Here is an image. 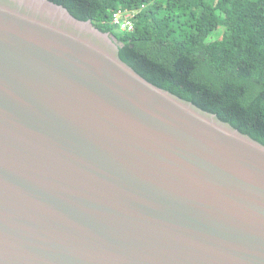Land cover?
Segmentation results:
<instances>
[{
  "label": "water",
  "instance_id": "1",
  "mask_svg": "<svg viewBox=\"0 0 264 264\" xmlns=\"http://www.w3.org/2000/svg\"><path fill=\"white\" fill-rule=\"evenodd\" d=\"M0 264H264V145L90 20L0 0Z\"/></svg>",
  "mask_w": 264,
  "mask_h": 264
},
{
  "label": "trees",
  "instance_id": "2",
  "mask_svg": "<svg viewBox=\"0 0 264 264\" xmlns=\"http://www.w3.org/2000/svg\"><path fill=\"white\" fill-rule=\"evenodd\" d=\"M109 32L154 85L264 145V0H50ZM130 11L133 30L110 23Z\"/></svg>",
  "mask_w": 264,
  "mask_h": 264
},
{
  "label": "built area",
  "instance_id": "3",
  "mask_svg": "<svg viewBox=\"0 0 264 264\" xmlns=\"http://www.w3.org/2000/svg\"><path fill=\"white\" fill-rule=\"evenodd\" d=\"M110 23L116 25L122 32H130L133 30V22L131 21V13L126 9L119 8L112 13Z\"/></svg>",
  "mask_w": 264,
  "mask_h": 264
}]
</instances>
